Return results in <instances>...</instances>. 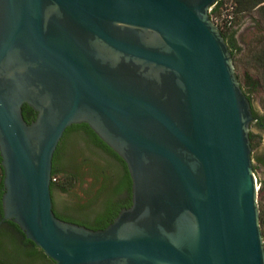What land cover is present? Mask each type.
Wrapping results in <instances>:
<instances>
[{"label": "water", "instance_id": "1", "mask_svg": "<svg viewBox=\"0 0 264 264\" xmlns=\"http://www.w3.org/2000/svg\"><path fill=\"white\" fill-rule=\"evenodd\" d=\"M218 1L0 0L3 219L55 264H264L251 103ZM81 123L132 182L96 231L52 208L53 154Z\"/></svg>", "mask_w": 264, "mask_h": 264}, {"label": "trees", "instance_id": "2", "mask_svg": "<svg viewBox=\"0 0 264 264\" xmlns=\"http://www.w3.org/2000/svg\"><path fill=\"white\" fill-rule=\"evenodd\" d=\"M252 15H256L259 20L264 22V0H219L210 12L211 19L219 28L232 53L236 70H238V58L243 50L237 44L234 28L245 16ZM258 39L256 46L260 47L251 48L252 50L250 49L248 53L252 67L259 75L254 78L247 74L241 82V88L249 100L250 93L261 88L264 91V38ZM246 90L248 91L246 92ZM22 116L29 124L35 119L36 113L27 105H23ZM253 117V123L264 129V116L254 113ZM84 126L85 132L75 125H71L65 130L52 157L50 191L52 193L54 189H60L63 193L72 195L71 190L76 182L85 181L87 176V178L96 181L97 190L94 196L82 199L75 195L77 202L73 205L78 210L88 211V213L93 208L98 210H95L92 215L84 213L85 217L83 216L82 222L59 218L62 221L84 225L96 231L106 228L114 220L120 206L128 208L131 205V179L122 159L103 145L87 125ZM249 138L252 149L251 158L256 161L257 165L264 168V152L254 157V151L260 146V135L250 131ZM94 147L102 148L105 154L96 152ZM253 168L255 171L257 167L253 166ZM3 179V169L0 166V189L3 188ZM261 185L262 182H260L257 201L264 246V195H262ZM116 196L122 198L117 201L112 200ZM67 204L69 203L63 202V205ZM1 205L0 199V214L2 216ZM55 216L57 217V215ZM4 223H6V227L4 224L0 225V236H4L6 245L0 249V264H55L44 255L40 248L26 238L18 225L11 221Z\"/></svg>", "mask_w": 264, "mask_h": 264}, {"label": "rangeland", "instance_id": "3", "mask_svg": "<svg viewBox=\"0 0 264 264\" xmlns=\"http://www.w3.org/2000/svg\"><path fill=\"white\" fill-rule=\"evenodd\" d=\"M251 21H249L243 28H241L239 36L237 38V44L239 47L242 48V54L238 58V70L235 69L236 77L240 83L243 82V79L247 74L256 78L259 74L258 72L252 67V61L250 60V54L248 53L249 50L252 48H259L260 46H256V41L259 40L258 38H264V22L259 20L256 15L249 16ZM247 18L245 16L234 28L237 30L239 26L243 23V21ZM251 49V50H252ZM234 65V64H233ZM243 91V90H242ZM248 90H246L247 92ZM244 93V91H243ZM245 94V93H244ZM246 95V94H245ZM247 96V95H246ZM252 99V105L256 112L260 116H264V91L263 89H258L255 92L250 93ZM250 131L260 135V146L257 150L254 151V157L264 152V129L252 127L250 126ZM253 166H256L255 176L257 178L258 185L260 187V182H262L261 188L264 191V168L262 166L257 165L256 161L253 160ZM88 177V176H87ZM85 181L78 182L75 184L74 188L71 190L72 195L69 193H62L59 194L58 192L55 194V199L57 202L62 199L67 203H73L77 200L76 196L80 198L84 197H93L96 190H97V183L92 178H87ZM76 195V196H75ZM58 204V203H57ZM96 208H93L88 214L92 215Z\"/></svg>", "mask_w": 264, "mask_h": 264}, {"label": "flooded vegetation", "instance_id": "4", "mask_svg": "<svg viewBox=\"0 0 264 264\" xmlns=\"http://www.w3.org/2000/svg\"><path fill=\"white\" fill-rule=\"evenodd\" d=\"M249 99V98H248ZM250 103H251V112H252V117H253V114L254 113H257L256 112V110L254 109V107H253V105H252V99H251V96H250ZM258 114V113H257ZM36 117V116H35ZM254 118V117H253ZM254 122V121H253ZM251 123V125L250 126H252V127H257L254 123ZM256 122V121H255ZM84 125H86V124H84V123H81V124H75V126H77L81 131H83V132H85L86 131V128H85V126ZM88 126V125H87ZM88 128H89V126H88ZM257 128H261V127H257ZM90 129V128H89ZM262 129V128H261ZM91 130V129H90ZM92 131V130H91ZM93 132V131H92ZM94 133V132H93ZM95 134V133H94ZM95 136L98 138V136L95 134ZM99 139V138H98ZM100 140V139H99ZM100 142L103 144V145H105L106 147H108L103 141H101L100 140ZM109 148V147H108ZM94 150L96 151V152H99V153H101V154H105L104 153V151H103V149L102 148H100V147H94ZM123 161V160H122ZM124 162V161H123ZM130 175V174H129ZM131 179V178H130ZM76 183H78V182H76ZM131 185H132V182H131ZM3 192H4V190H3V188L2 189H0V199L2 198V195H3ZM59 193V194H62L63 192L60 190V189H54V191L51 193V197H52V208H53V212L55 213V215H57V217L58 218H60V219H70V221H72V222H74V221H79V222H82L83 220V216H84V213H86V214H88V211H86V212H84V211H80V210H78L77 209V207L75 206V205H73V204H75L77 201L75 200L73 203H69V204H67V205H63V200L62 199H60L58 202H57V200L55 199V194L56 193ZM120 198H122V197H120V196H116V197H114V199H112V200H114V201H117V200H119ZM83 199V198H82ZM131 201H132V188H131ZM82 202H84V201H82ZM58 203V204H57ZM1 208H2V205H1ZM122 209H124V207H122V206H120L119 207V209H118V213L122 210ZM96 210H98L97 208H96ZM118 213H117V215H118ZM85 214V215H86ZM117 215L114 217V219L117 217ZM85 217V216H84ZM7 221H9V220H5V219H3V214H2V216H1V214H0V225H3L4 224V226L6 227V223H4V222H7ZM10 222V221H9ZM82 226H84V225H82ZM0 241H2L1 242V244H0V249H1V247L2 248H4V246L6 245V239L4 238V236H0Z\"/></svg>", "mask_w": 264, "mask_h": 264}, {"label": "built area", "instance_id": "5", "mask_svg": "<svg viewBox=\"0 0 264 264\" xmlns=\"http://www.w3.org/2000/svg\"><path fill=\"white\" fill-rule=\"evenodd\" d=\"M212 9V8H211ZM211 9H210V12H211ZM257 188L259 189V185L257 186Z\"/></svg>", "mask_w": 264, "mask_h": 264}]
</instances>
